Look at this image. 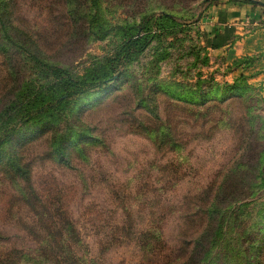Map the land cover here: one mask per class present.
<instances>
[{
  "label": "rangeland",
  "instance_id": "1",
  "mask_svg": "<svg viewBox=\"0 0 264 264\" xmlns=\"http://www.w3.org/2000/svg\"><path fill=\"white\" fill-rule=\"evenodd\" d=\"M98 1L90 22L89 0H0V264H264V93L227 86L210 55L217 10H240L247 35L264 0ZM142 20L145 47L119 55L108 30ZM32 56L111 80L52 97ZM221 186L241 201L199 246Z\"/></svg>",
  "mask_w": 264,
  "mask_h": 264
},
{
  "label": "trees",
  "instance_id": "2",
  "mask_svg": "<svg viewBox=\"0 0 264 264\" xmlns=\"http://www.w3.org/2000/svg\"><path fill=\"white\" fill-rule=\"evenodd\" d=\"M242 1L248 2L249 0H242ZM89 3L91 6L90 22H94L95 20L99 21L100 13H101L99 1L98 0H89ZM2 21L3 20H2V12H1V5H0V26H1ZM156 21L157 22L169 21V18L167 16L163 15V16L157 18ZM146 24H148V22L146 23L144 20H142L136 26L132 25V26H128L126 28L121 27V26H117V27H114V28H111L110 30H108V31H112V32L120 31L126 36L124 43L120 47L119 55H123L124 57H129L132 55V53L134 51H140L145 47V45L147 43V41H146L147 36L143 35V33H146L147 31H149L146 28H144V26H146ZM106 35H107V33H106ZM30 59L34 63H36V64L42 66L44 69L48 70L49 74L51 76L53 75L56 78L57 84L54 82L52 87H50V89L48 90L50 96L52 95V97H55V95H56V87L57 86L58 87L63 86L65 88V92H64L65 97H71V96L78 95V94H80L86 90H90L93 88L100 87L105 82L111 80V78H109V76L108 77L106 76L107 74H105L101 78L93 79L91 81L72 80V78H70L68 76V74L66 75L65 72H63L62 70L41 64V62L35 56L30 57ZM254 62L255 61L252 60L251 58L244 57L241 60H235L233 65H232V68L242 67L243 69H245V68L249 67L250 65H252ZM219 74H220V72L217 71L215 73V76H217ZM225 74H226V71L223 73V75H225ZM247 84H248V77H246L244 74H241L233 80L232 84H227V86L233 87L235 85H247ZM58 99H60V98H58ZM26 113L28 114L27 111H26ZM10 137H11V132L7 129L6 133H5V139L8 141V140H10ZM242 169L243 168L237 169V170L240 171ZM9 171H10V168H9ZM254 186H256V182L252 181L247 189H252ZM240 201H241V198L236 199L235 197L230 198V197L226 196V194L224 193V187H222V186L220 188H218V191H217V193L214 194V196H210V197L208 196V199H207L206 204H205V210L203 212L204 216H206V218H205L206 224H204L202 226V228L200 229V231L196 234L195 242H197L199 246H203V247L207 243H209L210 239L215 234H217L218 231H221V227H222L221 223L224 220L225 210L227 208H229L230 206H232L233 204L239 203ZM217 219H219V222H218L219 225L218 226L215 225V221Z\"/></svg>",
  "mask_w": 264,
  "mask_h": 264
},
{
  "label": "crops",
  "instance_id": "3",
  "mask_svg": "<svg viewBox=\"0 0 264 264\" xmlns=\"http://www.w3.org/2000/svg\"><path fill=\"white\" fill-rule=\"evenodd\" d=\"M216 13L224 18L220 23L217 17L214 19L220 27L217 40L215 39L219 46L211 48L210 55L212 59L223 63L222 70L226 71L225 75H217V77L233 81L239 75L244 74L248 76V83L260 88L264 93V56L245 69L232 68L235 60L264 52V30L244 35V23L242 22L244 16L240 10L225 7L223 10L218 9ZM228 65L231 66L230 69Z\"/></svg>",
  "mask_w": 264,
  "mask_h": 264
}]
</instances>
